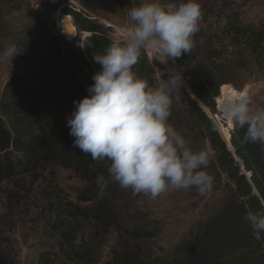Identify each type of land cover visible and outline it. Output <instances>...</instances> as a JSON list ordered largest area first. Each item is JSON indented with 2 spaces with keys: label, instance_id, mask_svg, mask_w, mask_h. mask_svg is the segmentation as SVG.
I'll return each mask as SVG.
<instances>
[{
  "label": "trees",
  "instance_id": "trees-1",
  "mask_svg": "<svg viewBox=\"0 0 264 264\" xmlns=\"http://www.w3.org/2000/svg\"><path fill=\"white\" fill-rule=\"evenodd\" d=\"M73 1L79 10L69 0H35L34 5L0 0V38L11 32L6 15L25 13L19 31L22 67L0 87V189L6 197L2 220L11 216L41 224L29 264H98L111 236L105 264H264V232L257 233L244 219L249 209L264 211L262 148L242 143L246 128L233 122L229 146L207 113L220 114L215 100L223 87L240 90L250 78H264V12L257 19L241 18L242 8L256 4L263 9L264 0H215L213 7L211 0H198L202 19L195 47L168 61L186 85L170 94L168 122L193 150L209 151L206 171L218 195L207 214L167 247L158 243L163 227L153 210H143L146 195L113 183L110 161H94L75 147L67 119L56 120L40 107L56 91L74 109L73 102L89 94L92 77L101 70L93 55L113 42L126 43L112 40L110 28L91 15L99 0ZM121 1L127 11L142 2ZM59 9L71 16L78 32L88 33L82 46L55 30L52 14ZM165 70L143 48L133 67L152 87L166 78L161 76ZM56 171L79 181L73 197L56 184ZM101 174L108 180L103 196L95 182ZM1 240L0 264H11Z\"/></svg>",
  "mask_w": 264,
  "mask_h": 264
},
{
  "label": "clouds",
  "instance_id": "clouds-1",
  "mask_svg": "<svg viewBox=\"0 0 264 264\" xmlns=\"http://www.w3.org/2000/svg\"><path fill=\"white\" fill-rule=\"evenodd\" d=\"M131 31L126 43L113 42L93 60L101 70L92 77L88 95L74 101L67 119L74 146L94 161H110L107 171L113 183L134 194L152 199L170 190L194 188L200 195L210 193L214 177L206 171L208 150H193L190 141L168 122L171 93L179 91L181 77L171 69L161 73L157 87L133 71L141 49L147 46L155 60L166 64L195 47L202 10L198 0H142L127 11ZM17 54L14 44L3 52ZM248 93L221 104L225 116L237 127L246 128L242 143L258 144L264 154V107L253 110ZM95 182L103 196L108 186L104 175ZM244 219L264 232V211L249 209Z\"/></svg>",
  "mask_w": 264,
  "mask_h": 264
},
{
  "label": "rangeland",
  "instance_id": "rangeland-1",
  "mask_svg": "<svg viewBox=\"0 0 264 264\" xmlns=\"http://www.w3.org/2000/svg\"><path fill=\"white\" fill-rule=\"evenodd\" d=\"M34 5L35 0H30ZM73 0L69 3L72 4ZM212 7L215 0H211ZM96 11L91 13L94 18L99 20L101 23L106 21L113 25L108 35L114 41H124L117 37L115 34V28H125L127 32L131 31V22L127 17V10L125 9L124 3L121 0H99L95 3ZM264 8L258 7L256 4H249L248 6L241 9V18H258L263 15ZM60 14V15H59ZM59 15L58 22L63 25V28L57 30L59 35L67 33L72 36L76 31H73L71 19H67V14L63 12H54L53 17L56 18ZM7 26L11 31L8 38H0V87L3 82L8 78L11 73L20 72L23 64V56L21 48L23 45L22 35L19 32L25 21V13L23 10L14 11L6 15ZM63 20V22H62ZM56 22V20H55ZM85 36L80 32L77 33L74 42L81 46L83 45ZM78 41V42H76ZM14 44L16 47L17 54L12 58H5L2 54L8 48L9 45ZM158 62V61H156ZM160 63V62H158ZM161 64V63H160ZM166 70L171 69L174 72L179 73L181 77V86L186 87L185 80L181 73L172 64L167 62L161 64ZM23 73V72H22ZM27 79L31 84H36V80L32 79L27 75ZM236 91V96L241 93H248L252 97V104L250 107L255 110L257 107L264 106V78H250L247 83L240 89L237 90L233 86L229 85ZM52 96L45 100L41 104L42 111L50 113L56 120H66L70 117L74 109L70 106L67 100L59 95L58 92L52 91ZM235 96V97H236ZM222 97L221 89L220 96ZM216 108L220 111V114H211L207 111L208 115L216 122L221 134L224 138H227L226 133H229L231 129V120L228 119L224 112L219 106L218 99L215 100ZM224 131L226 133H224ZM225 134V135H224ZM55 181L58 187H61L66 194L73 197V193L79 186V181L73 177L69 172L56 171ZM62 194V192H61ZM212 195V196H211ZM218 195L216 192H210L205 195H200L198 192H187L183 190H170L168 192L160 194L157 198L152 199L146 195L144 198L145 209H152L154 216L158 218L161 226L163 227L162 234L158 239V243L162 246L167 247L172 244L177 237L187 229L194 221L207 214L211 207V202ZM142 205V204H141ZM6 197L3 192V188L0 189V240L3 242L1 248L8 255L11 264H29L32 254L35 253V243L37 242L41 233V224H34L30 220L18 221L15 217H8L4 220L1 219V215L5 211ZM27 210V208H26ZM32 214L31 210L28 211V217ZM26 217V216H24ZM43 225V224H42ZM114 243V236H111L104 247V253L102 259L98 264H105L109 258L110 247ZM27 261H24L26 260Z\"/></svg>",
  "mask_w": 264,
  "mask_h": 264
},
{
  "label": "built area",
  "instance_id": "built-area-1",
  "mask_svg": "<svg viewBox=\"0 0 264 264\" xmlns=\"http://www.w3.org/2000/svg\"><path fill=\"white\" fill-rule=\"evenodd\" d=\"M69 1H70V0H69ZM71 2H72V4H73L74 6H76V8H77L78 10L81 8V7H80L75 1H71ZM56 12L59 13V12H60V9H59L58 11H56ZM59 15H60V14H59ZM59 15H56V18L52 16V18L54 19V24H55V30H56V31L59 30V29H61V28H63V25H62V24H59V22H58ZM67 15H68V14H67ZM92 16H93V15H92ZM67 19H68V20L71 19V21H72V18H71L70 15L67 16ZM55 20H56V22H55ZM62 22H63V20H62ZM72 23H73V22H72ZM102 24L105 25L106 27H109L110 29H111V28H114L112 24L107 23L106 21H103ZM71 28H72L73 31L78 32V31L76 30V27H75L74 24H73V25L71 24ZM79 33H80V32H79ZM81 33H82L84 36H87V35H88L87 32H81ZM129 33H130V32H127V30H126L125 28H115V34H117V37L120 38V39H122V40L127 41V36H128ZM62 36H63L65 39H69V38H70V36H69L67 33H62ZM76 42H78V41H76ZM75 44H76V43H75ZM81 46H82V44H81ZM143 49H144L145 53L147 54V56H148V58H149L150 60H155V54L153 53V51H152L150 48H148L147 46H145ZM155 61H156V60H155ZM158 62H159V61H158Z\"/></svg>",
  "mask_w": 264,
  "mask_h": 264
},
{
  "label": "bare ground",
  "instance_id": "bare-ground-1",
  "mask_svg": "<svg viewBox=\"0 0 264 264\" xmlns=\"http://www.w3.org/2000/svg\"><path fill=\"white\" fill-rule=\"evenodd\" d=\"M221 94H222V97L221 98H219V97L217 98L220 107H221V104L225 100L234 98L236 96V91L233 90V89H229L228 87H223L221 89ZM221 110H222V108H221ZM224 133H226V132L224 131ZM226 135H227V138H228V134L227 133H226Z\"/></svg>",
  "mask_w": 264,
  "mask_h": 264
},
{
  "label": "water",
  "instance_id": "water-1",
  "mask_svg": "<svg viewBox=\"0 0 264 264\" xmlns=\"http://www.w3.org/2000/svg\"><path fill=\"white\" fill-rule=\"evenodd\" d=\"M77 33H78V32L74 33L72 36H70L69 39L74 40V39L76 38V36H77ZM232 127H233V124H232V122H231V128H232ZM229 137H230V133H228V138H225V140L227 141L228 145L230 146Z\"/></svg>",
  "mask_w": 264,
  "mask_h": 264
}]
</instances>
